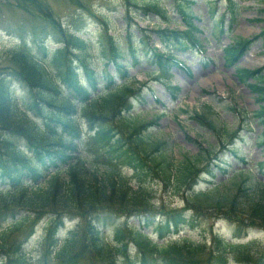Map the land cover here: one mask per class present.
<instances>
[{
    "label": "trees",
    "instance_id": "16d2710c",
    "mask_svg": "<svg viewBox=\"0 0 264 264\" xmlns=\"http://www.w3.org/2000/svg\"><path fill=\"white\" fill-rule=\"evenodd\" d=\"M174 1L188 29L158 27L154 31L164 52L151 47L150 63L162 80L170 79L176 67L188 72L171 50H186L188 45L203 49L195 36L197 28L192 21L196 19L183 5L184 0ZM223 1L233 21L239 0ZM71 2L88 19L100 20L85 0ZM42 6L37 7L41 20L32 32L35 38L30 44L34 47L28 49L23 42L0 68V263L264 264V245L257 239L233 242L214 235L209 243L182 239L159 244L146 232L153 228L161 239L184 226L191 227L200 216L225 220L238 233L264 231V181L258 175L245 167L232 174L230 185L213 186L211 181L201 180L200 174L206 171L203 175L214 176L209 173V162L204 167L199 163L203 156H209L208 150H204L206 155L199 153L196 158L172 160L168 141L152 136L151 131L158 128L156 119L146 120L140 114H132L135 103L144 101V87L130 76L127 67L139 63L138 48L147 55L145 41L150 35L146 32L139 39L134 38L130 13L138 9L155 14L168 26L171 19L159 6V0H125V41L120 43L107 31L104 33L101 53L105 63L100 73L82 55L85 44L75 34L81 29L75 18L70 19V28L74 25L71 31ZM258 36L264 39V30ZM47 39L62 47L50 54L45 46ZM236 42L231 47L237 49L240 45L237 53L233 55V49L226 50L227 56L233 55L231 59L227 57L230 65L249 45V39L239 38ZM110 65L118 80L105 69ZM49 66L55 68L58 78L52 76ZM236 73L246 82L257 106L251 115L234 106L243 129L238 139L244 141L252 133L253 125H258L261 132L256 144L264 149V68L254 72L238 69ZM13 82L30 95L27 111L21 110L13 99ZM235 108L230 107L233 111ZM212 110L205 105L191 118L201 128L219 135L218 131L223 129H217L211 119ZM30 113L40 119V125ZM77 118L84 120L88 131L93 133L89 141H85L74 124ZM230 155L246 163L238 148H232ZM226 163L220 165L226 167ZM123 167L139 178L136 186L122 173ZM255 169L264 174V161L257 163ZM152 176L162 182L164 194L172 191L178 195L186 190L182 208L166 210L163 204L155 206ZM200 182L206 185L200 186L202 190H194ZM42 218L47 225L37 263L31 259L27 246ZM120 218L126 222L134 218L140 224L116 226L112 239L106 240L102 231ZM65 220H75L77 224L57 245L58 232Z\"/></svg>",
    "mask_w": 264,
    "mask_h": 264
},
{
    "label": "rangeland",
    "instance_id": "374dc122",
    "mask_svg": "<svg viewBox=\"0 0 264 264\" xmlns=\"http://www.w3.org/2000/svg\"><path fill=\"white\" fill-rule=\"evenodd\" d=\"M85 1L91 6L94 14L102 18L106 24L96 18L88 19L85 17L80 10L75 8L71 0H0V68L6 64L7 57L14 47L23 41L22 39L26 42H33L35 36L32 35V32L41 20L37 7L43 5L61 20L64 27H68L71 31L74 25L71 24L70 28V19L75 18L77 26L81 27L80 32L76 35L85 44L82 55L97 73L103 71L105 62L101 53V40L104 33L107 31V35L115 37L120 43L125 41V0ZM191 1L193 3H188ZM237 4L236 21L229 24L230 16L225 10L223 1L184 0L183 5L196 19L192 21L197 28L195 36L202 42L204 49L199 52L194 48L191 49L192 46L188 45L189 48L185 52L171 50L177 55L178 60L182 61L184 66L191 71V76H188L185 69L176 67L172 72V77L167 79L171 84L169 87L171 90L177 88L174 91L175 95L165 87V84L161 83L162 79L158 73H155L156 70L152 68L150 63V56L153 53L150 50L151 47L155 48L156 52H164L163 45L154 33L158 27L181 31L188 29L175 8V2L173 0H159V6L166 10V14L171 19L168 26L163 23L160 16L155 14L144 13L142 10H140L141 12L136 11L138 9H134L130 13L131 33L134 38L137 40L146 32H149L150 35V38L145 41L148 50L147 55L140 52L139 64L128 66L130 76L134 77L142 86L145 85L150 88L143 90L144 101L143 103H135L134 114L140 113L146 120L158 119V128L151 131L152 136L168 141V153L172 160H181L183 157L196 158L199 153L206 155L204 150H208L209 156H203L199 163L204 167L209 162L207 164L209 173H213L214 176L207 177L203 175L207 172L202 171L200 173L202 174L201 180L211 181L214 183L213 186L217 184L221 187L230 185L229 183L233 181L232 174H236L245 166L252 170L251 174L258 175L264 181V174L255 169L256 163L264 161V150L255 144L256 135L260 134L261 128L258 125H253L252 134L248 135L246 141H241L238 137L243 134L242 122L237 113L230 109L235 104H238L240 109L250 113L257 109L252 92L245 85L246 82L240 80L236 72L238 69L254 72L264 68V39L258 36L264 30V0H239ZM138 6H143V4ZM220 19L223 20V23ZM239 38L249 39V45L241 56L238 57V54L235 56L234 59L237 57V60L233 65H230L227 62V57L231 59V56L233 57L234 52L240 47L238 45L237 49L232 48ZM46 45L50 54L62 47L61 44H57L51 39L46 42ZM228 49H233V55H226ZM74 54L77 55L76 51ZM126 61L130 63L129 56H127ZM49 69L53 72L52 76L57 78L55 68L49 66ZM105 69L118 80V75L113 66L110 65ZM81 79L84 82L83 77ZM103 86V83L99 85L101 88ZM15 98L16 104L21 110H24V105L30 100L27 93L17 87H15ZM205 105H210L213 108L211 119L215 122L217 129H223L218 131L219 135L201 128L191 118L195 112H200ZM75 124L82 127L83 133L86 132L87 127L84 120L77 118ZM239 130L241 131L239 132ZM86 138L89 137L86 135ZM231 139L234 140L233 144ZM234 147L239 149L240 156L247 158L248 163L246 165L230 155V150ZM206 158H209V161ZM224 161L227 162L226 167L220 165V162ZM224 169L228 172L225 173ZM122 173L127 176L132 186L137 185L139 178L131 170L122 168ZM152 178L153 176L150 179ZM151 181V189L156 193V207L163 204L166 210L182 208L185 204L186 190L180 191L178 195L172 191L164 194L162 182L157 177ZM204 185L206 183L200 182L194 190L196 188L202 190L201 187ZM188 214L191 215L192 213L189 212ZM139 224V220L134 218L127 222L122 218L117 219L115 225L108 226L103 234L109 240L112 239L116 226L123 228L125 225L139 226ZM73 225L74 223L65 226L61 233L62 238ZM41 226L42 224L38 225L35 236L31 239L32 242L27 246V252L32 257L31 259L37 263L40 262V241L43 232ZM146 232L157 243H165V238L166 240L170 238L173 240H205L209 243L211 237L218 233L220 236L226 239L231 238L235 242L257 239L261 245H264V231L248 230L247 234L238 233L235 232L234 227L228 226L226 222L207 216H200L191 227H183L176 236L165 235L164 240L159 239L153 228H149ZM238 237L241 239L238 240Z\"/></svg>",
    "mask_w": 264,
    "mask_h": 264
},
{
    "label": "bare ground",
    "instance_id": "6f19581e",
    "mask_svg": "<svg viewBox=\"0 0 264 264\" xmlns=\"http://www.w3.org/2000/svg\"><path fill=\"white\" fill-rule=\"evenodd\" d=\"M22 43H23V42H19L18 45L15 46L14 48H16V47L22 45ZM24 45H25L28 49H30L31 47H34V46H32V45L30 44V42H25ZM31 53H32V52H31ZM32 55H33V54H32ZM57 78H58V77H57ZM26 104H27V103H26ZM26 104L24 105V110L27 111ZM29 116H30L33 120L37 121V122H36L37 125H40V124H41V122L39 121L40 119H38V117H37V118L34 117L31 113L29 114Z\"/></svg>",
    "mask_w": 264,
    "mask_h": 264
}]
</instances>
